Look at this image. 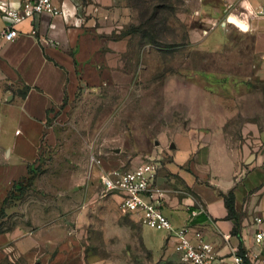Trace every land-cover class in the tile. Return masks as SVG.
<instances>
[{
    "label": "rangeland",
    "instance_id": "rangeland-1",
    "mask_svg": "<svg viewBox=\"0 0 264 264\" xmlns=\"http://www.w3.org/2000/svg\"><path fill=\"white\" fill-rule=\"evenodd\" d=\"M63 1L99 26L86 0ZM125 3L123 19L102 23L108 80L49 109L39 158L0 205V264H181L156 242L161 232L122 212L100 172L128 170L137 158L158 166L161 140H181L194 124L229 150L248 129L263 131L264 84L229 82L225 58L191 46L183 0ZM26 237L38 241L32 259L15 249Z\"/></svg>",
    "mask_w": 264,
    "mask_h": 264
},
{
    "label": "crops",
    "instance_id": "crops-1",
    "mask_svg": "<svg viewBox=\"0 0 264 264\" xmlns=\"http://www.w3.org/2000/svg\"><path fill=\"white\" fill-rule=\"evenodd\" d=\"M183 2L191 46L225 58L233 66L229 82L264 84V0ZM57 4L60 16L44 14L19 24L0 11V29L12 27L19 33L0 46V205L39 158L49 109L73 98L79 87L108 80L110 65L103 51L107 29L102 23L123 19L127 10L125 0H86L83 11L97 18V29L89 25L94 18L81 22L70 4ZM19 5L20 0H0L2 7ZM248 130L253 134L244 135L241 147L229 150L209 126L194 124L181 140L162 139L157 158L154 186L164 194V215L174 228L189 225L200 231L225 263L239 252L247 264L260 260L254 234L264 231V128ZM134 160L130 169L141 163ZM230 195L232 213L225 203ZM193 212L197 215L191 217ZM155 232L162 233L156 242L163 239L172 249L167 233ZM37 244L26 237L15 249L32 259Z\"/></svg>",
    "mask_w": 264,
    "mask_h": 264
},
{
    "label": "built area",
    "instance_id": "built-area-1",
    "mask_svg": "<svg viewBox=\"0 0 264 264\" xmlns=\"http://www.w3.org/2000/svg\"><path fill=\"white\" fill-rule=\"evenodd\" d=\"M58 0H20L18 8L0 6L1 13L12 24H19L25 19H32L47 14L51 17L61 15ZM32 35L35 34L33 30ZM19 33L12 27L0 29V46L13 42ZM157 164L141 162L132 169H112L101 171L99 180L106 193L120 196V209L123 213L135 216L148 229L163 231L172 243L173 252L181 264H247L245 254H235L230 262L225 263L216 257L211 243L202 233L187 225L174 228L162 211L164 194L154 186ZM197 213H191V217ZM254 242L259 248L260 260L264 264V231L257 230Z\"/></svg>",
    "mask_w": 264,
    "mask_h": 264
},
{
    "label": "trees",
    "instance_id": "trees-1",
    "mask_svg": "<svg viewBox=\"0 0 264 264\" xmlns=\"http://www.w3.org/2000/svg\"><path fill=\"white\" fill-rule=\"evenodd\" d=\"M15 187V186H14ZM12 196L11 193H9L7 195V197L4 199L3 203L2 204H6V202L8 201V198ZM225 203H226V206L227 208L229 209V211L232 213L233 212V199H232V196L230 195L228 198L225 199ZM238 254H242L241 252H239Z\"/></svg>",
    "mask_w": 264,
    "mask_h": 264
},
{
    "label": "bare ground",
    "instance_id": "bare-ground-1",
    "mask_svg": "<svg viewBox=\"0 0 264 264\" xmlns=\"http://www.w3.org/2000/svg\"><path fill=\"white\" fill-rule=\"evenodd\" d=\"M233 23H235V24H237V25H239L242 29H246V27L243 25V24H241V23H239L237 20H235V19H230Z\"/></svg>",
    "mask_w": 264,
    "mask_h": 264
},
{
    "label": "water",
    "instance_id": "water-1",
    "mask_svg": "<svg viewBox=\"0 0 264 264\" xmlns=\"http://www.w3.org/2000/svg\"><path fill=\"white\" fill-rule=\"evenodd\" d=\"M237 25V24H236ZM239 26V25H238Z\"/></svg>",
    "mask_w": 264,
    "mask_h": 264
}]
</instances>
